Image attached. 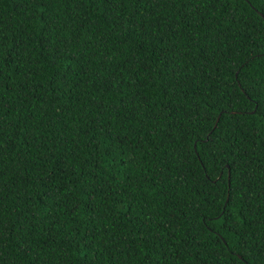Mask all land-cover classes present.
<instances>
[{
  "label": "trees",
  "instance_id": "trees-1",
  "mask_svg": "<svg viewBox=\"0 0 264 264\" xmlns=\"http://www.w3.org/2000/svg\"><path fill=\"white\" fill-rule=\"evenodd\" d=\"M0 264H264V0H0Z\"/></svg>",
  "mask_w": 264,
  "mask_h": 264
},
{
  "label": "snow or ice",
  "instance_id": "snow-or-ice-1",
  "mask_svg": "<svg viewBox=\"0 0 264 264\" xmlns=\"http://www.w3.org/2000/svg\"><path fill=\"white\" fill-rule=\"evenodd\" d=\"M197 2H198V0H197ZM216 150H219V146H216L215 148L210 147V149H209V151H216Z\"/></svg>",
  "mask_w": 264,
  "mask_h": 264
},
{
  "label": "water",
  "instance_id": "water-1",
  "mask_svg": "<svg viewBox=\"0 0 264 264\" xmlns=\"http://www.w3.org/2000/svg\"><path fill=\"white\" fill-rule=\"evenodd\" d=\"M220 116H221V114L218 116V118H217V122L219 121ZM217 122H216V125H217ZM216 125H215V126H216Z\"/></svg>",
  "mask_w": 264,
  "mask_h": 264
}]
</instances>
